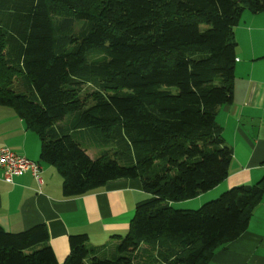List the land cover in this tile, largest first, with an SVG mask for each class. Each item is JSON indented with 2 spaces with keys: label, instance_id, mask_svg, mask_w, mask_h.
I'll return each instance as SVG.
<instances>
[{
  "label": "trees",
  "instance_id": "16d2710c",
  "mask_svg": "<svg viewBox=\"0 0 264 264\" xmlns=\"http://www.w3.org/2000/svg\"><path fill=\"white\" fill-rule=\"evenodd\" d=\"M244 11L264 12V0H0V106L36 134L63 196L121 178L149 195L112 256L70 235L62 264H208L246 230L264 174L197 210L171 206L228 175L215 117L232 101ZM48 240L42 224L0 226V264H56Z\"/></svg>",
  "mask_w": 264,
  "mask_h": 264
},
{
  "label": "crops",
  "instance_id": "0c3cea01",
  "mask_svg": "<svg viewBox=\"0 0 264 264\" xmlns=\"http://www.w3.org/2000/svg\"><path fill=\"white\" fill-rule=\"evenodd\" d=\"M234 39L232 101L220 107L215 117L232 152L228 175L213 190L171 204L174 209H194L224 190L251 186L264 174V12L244 11L234 28ZM1 148L37 162L41 185L30 173L14 177L11 184L0 179V226L6 232L18 233L44 225L56 264H62L69 253L70 235L85 234L88 244L97 250L96 256H112L128 232L136 205L149 197L139 179L127 178L109 181L80 197H64L58 172L40 161L36 134L13 109L0 106ZM100 243L103 245H94ZM208 264H264V194L253 208L246 230L218 248Z\"/></svg>",
  "mask_w": 264,
  "mask_h": 264
},
{
  "label": "built area",
  "instance_id": "2783aa9c",
  "mask_svg": "<svg viewBox=\"0 0 264 264\" xmlns=\"http://www.w3.org/2000/svg\"><path fill=\"white\" fill-rule=\"evenodd\" d=\"M30 173L37 184L41 185L40 166L37 162L27 160L7 148L0 149V179L11 184L14 177Z\"/></svg>",
  "mask_w": 264,
  "mask_h": 264
},
{
  "label": "rangeland",
  "instance_id": "374dc122",
  "mask_svg": "<svg viewBox=\"0 0 264 264\" xmlns=\"http://www.w3.org/2000/svg\"><path fill=\"white\" fill-rule=\"evenodd\" d=\"M247 12V11H246ZM87 86H85V87H82V91H81V97H83V95L86 93V92H88V91H90L89 90V88H86ZM78 140H79V142L82 144V146H86L87 144H88V140L87 139H82V138H80V137H78ZM91 145V144H90ZM97 149L99 150V148H95V149H90V150H88L87 151V155L89 156V157H91V158H96L97 157V155H98V152H97ZM228 190V189H227ZM227 190H224V191H222L221 193H223V192H225V191H227ZM221 193H219L218 195H216L215 197H212V199H210V200H208V201H206V202H209V201H211V200H214V199H216L217 197H219V195L221 194ZM204 204V202L201 204V205H199L198 207H195L194 209H189V210H197V209H199L202 205ZM94 245H96V246H100V245H103V243H100V244H94Z\"/></svg>",
  "mask_w": 264,
  "mask_h": 264
}]
</instances>
